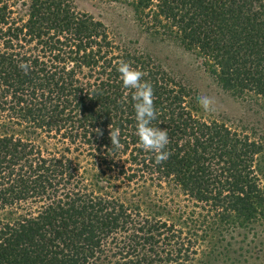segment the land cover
<instances>
[{
    "label": "trees",
    "instance_id": "trees-1",
    "mask_svg": "<svg viewBox=\"0 0 264 264\" xmlns=\"http://www.w3.org/2000/svg\"><path fill=\"white\" fill-rule=\"evenodd\" d=\"M112 1L264 112V0ZM120 60L153 86L163 163L139 143ZM197 112L70 0H0V264H264V135Z\"/></svg>",
    "mask_w": 264,
    "mask_h": 264
},
{
    "label": "rangeland",
    "instance_id": "rangeland-1",
    "mask_svg": "<svg viewBox=\"0 0 264 264\" xmlns=\"http://www.w3.org/2000/svg\"><path fill=\"white\" fill-rule=\"evenodd\" d=\"M70 1L77 11L87 13L101 21L116 41L131 42L133 48L144 50L158 62V65L189 91L190 99L199 117L208 121L224 122L238 132L249 134L251 137L264 135L262 110L223 91L195 55L173 44L160 43L141 34L133 23L131 10L121 1ZM201 96L213 98L214 111L207 112L200 106L198 97Z\"/></svg>",
    "mask_w": 264,
    "mask_h": 264
},
{
    "label": "clouds",
    "instance_id": "clouds-1",
    "mask_svg": "<svg viewBox=\"0 0 264 264\" xmlns=\"http://www.w3.org/2000/svg\"><path fill=\"white\" fill-rule=\"evenodd\" d=\"M27 71L25 65H20ZM118 71L120 79L125 88L134 89L132 100L135 102L133 107L136 116V134L142 148L155 152L156 163L165 162L171 155L166 150L169 145V136L166 129L153 126L152 122L156 119V108L154 105V91L150 82L144 80L147 73L134 68L132 64L125 60L119 61ZM198 103L207 112L214 111V100L208 96L198 97ZM98 135H102L100 129H95ZM119 129L109 130L111 144L120 147Z\"/></svg>",
    "mask_w": 264,
    "mask_h": 264
}]
</instances>
